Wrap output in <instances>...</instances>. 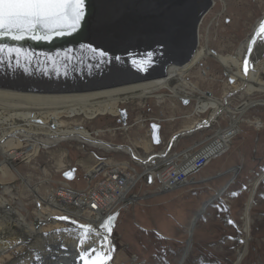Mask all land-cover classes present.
<instances>
[{
  "label": "rangeland",
  "instance_id": "1",
  "mask_svg": "<svg viewBox=\"0 0 264 264\" xmlns=\"http://www.w3.org/2000/svg\"><path fill=\"white\" fill-rule=\"evenodd\" d=\"M210 1L211 6L200 17L194 39L195 47L190 58L184 62L185 64L178 63L176 66L182 68L186 64L189 65L187 71L179 78L183 85L189 87L188 90L194 89L202 94L222 98L225 92L239 86L241 79L233 76V82H229L231 76L226 73L214 55L231 54L235 51L239 42L250 33L255 20L264 13V0H225V5L221 0ZM115 3L116 1L113 0L111 5ZM155 3L150 5L147 15L154 20L157 29L167 30L171 21L174 20L177 26L182 17L186 18L180 9L183 0L171 2L159 0ZM118 4H123V1ZM190 16L188 15V18ZM125 20L128 25L136 24L134 21L132 22L135 20L133 16H125ZM125 20L123 21L125 22ZM176 26L171 28L175 34ZM205 45L209 47L211 53L202 56L197 63L191 65L193 54ZM179 46L181 49V45ZM14 61L17 60L14 59ZM36 61L39 64L37 69L39 68L38 70L42 72L38 75L45 81L38 79L39 76H36L37 79L25 78L23 74L11 73L9 68L12 70L13 64L8 65L7 60L0 61V89L1 87L6 89L5 86L11 84L28 88L34 85L40 87L41 83L43 92L47 93L84 92L81 90L85 85V68L78 55H71L66 61L58 58L33 59L32 63ZM263 63L264 59L254 66L253 76L264 66ZM80 69H82L81 74L78 73ZM260 76L264 78V72ZM261 80V83H264V79ZM136 81L138 80H129L127 84ZM50 85L55 88H51ZM108 85L106 87L116 86V84ZM67 88H72L74 91ZM141 92L149 94V96L146 99H129L119 104L118 109L121 108L126 112L127 124L133 123L130 128L121 123L119 111L116 116L110 113L91 114L77 110L73 116L62 115L60 121L63 127L77 126L86 129L95 138H98L96 134L103 131L100 130L102 128L120 127L122 129L118 128L100 134L99 139L130 145L144 157L147 156L144 154L158 151L160 147L148 145L150 139L147 132L150 122L137 123L141 121L139 119L159 116L162 113L168 119L163 124L166 126L168 121H171L170 118L174 117L173 112H183L186 116L190 113H192L191 115L201 114V117H206L211 112L209 108L205 112H199L195 108L197 101L193 98H190L191 102L187 106H182L181 102L177 100L179 97L172 95L171 90L163 85L148 87ZM159 96L161 98L158 99ZM229 100L231 108L237 107L242 102L250 103L242 114H233V118L238 120L237 125L240 123L241 130L232 141L230 151L194 175L195 180H202V183H197V185L207 188V199L228 183L223 193L208 203L203 213L204 216L201 215L195 219L192 231L189 230L192 221L189 213L192 208L184 194H174L177 195L175 199L157 204L160 196L147 192L148 195L144 194V197L140 198L136 204L119 208L114 216V225L107 233L108 244L104 248L103 264H179L185 249L186 256L182 264H264V177L256 187L252 205L248 211V231H246L244 215L253 182L264 172V87L259 86L254 91L242 89ZM220 116V119H217V124L225 126L228 121L231 122L227 111H224ZM43 118L41 113L36 112L31 118L23 121L44 126ZM197 118L192 117L191 124ZM51 127L53 129V126ZM208 131L209 129L203 130L204 133H208ZM131 141L134 144H126ZM136 142L140 143L139 146L136 145ZM25 144L27 143L24 142L23 145ZM142 145L147 148L145 149ZM36 153L19 155L13 163L25 181L11 168L5 170V179L3 173L1 174L0 208L2 209L6 202L24 217L23 224L26 228H37L42 238L49 240V243H46L45 240L41 244L44 248L46 243L48 253L46 255L37 254L28 246L19 250L22 246L19 245L5 253V256L1 255L0 264H12V262L16 264V261H23L25 264L28 260L32 263L36 258L38 264H77L75 258L78 255L73 253L74 247L71 246L73 243L70 245L68 242L69 245L59 246L60 249H49V247L53 245V242L60 244L61 238L71 234L80 243L85 244V250L84 246L80 247L83 254L85 253L84 256H89L88 250L91 251L92 248L98 247L89 241L91 238L96 239V235L92 233L89 240L83 239V226L86 224L83 219H73L68 215L58 214L59 210L48 209L40 198H47L52 188L55 189L58 186L66 188L65 183L78 192L85 191L79 190L89 185L85 180L84 173L87 171L93 175L106 168L105 163L97 164L102 159L127 161L134 168L128 169L127 167L126 169L134 174L141 173L143 168L132 163L130 157L124 153H109L97 146L74 140H64L47 148H40ZM125 164L127 165V163ZM65 166L72 169L64 170ZM233 167H238L236 175L230 171ZM66 172H72L73 176L65 177ZM96 182H100V180L97 178L93 184ZM150 188L152 187L141 184L135 187L132 193L141 196L142 193L138 192L140 189L146 193ZM64 191L67 192L65 189ZM146 196L152 197L145 198ZM50 210L52 213L48 212ZM46 212L54 215V218L57 217L61 222H51L48 225L43 224L36 227L35 221L38 219V215ZM167 212L172 215L168 217L165 215ZM40 218L45 217L41 216ZM0 220L1 223L2 217ZM158 227L168 231L161 232ZM18 235H20L19 232ZM189 239H191L190 246L188 245ZM66 247H69L70 252L68 249L65 250ZM17 249L20 252L23 251V254L19 253ZM65 251L70 254L72 252V254H67Z\"/></svg>",
  "mask_w": 264,
  "mask_h": 264
},
{
  "label": "bare ground",
  "instance_id": "2",
  "mask_svg": "<svg viewBox=\"0 0 264 264\" xmlns=\"http://www.w3.org/2000/svg\"><path fill=\"white\" fill-rule=\"evenodd\" d=\"M112 1L113 0H98L99 2L98 14L100 15V17L103 18L105 17L109 20L110 18L109 14L112 12V9H110ZM115 1L116 3L114 5L122 2L121 0H115ZM221 1L224 2L223 4L225 5V0H221ZM210 6H211L210 0H183L182 8L180 7V9L183 11L186 18L184 19L182 17L180 19L181 22L179 21L180 24L178 23L177 26L174 20L171 21V24L169 25L167 30L169 32L174 33V30H172L171 28H174L176 26L175 37L177 39L180 38L179 36L182 33L187 32L189 29V25L191 24V19H190L191 16L188 18L190 12L193 11V15L196 12V9L197 10L205 9L204 10L205 12L209 9ZM263 18H264V13L258 19L255 20V22L252 25L250 33H248L247 36L244 37L239 42L233 53L224 54V55L221 54L214 55V57L222 65L226 73L229 76H231V80L233 76H236L241 79V84L236 87L237 91H235V93L242 91V89H246L247 91H254L257 90L259 86L264 87V83H261L262 81L261 79L264 78L260 76V74H263L264 72V66H262L256 72L255 76H253L252 73L254 66L260 63L262 59H264V32H262L260 35L257 34V30L261 28V25H263V23L260 24ZM133 21L134 20H132V22ZM254 35H258V36L256 37V39L253 40ZM179 45H181L182 47L181 49H183L184 52L185 51L184 45L182 46L181 43ZM210 53L211 51L209 47L205 45L198 52L193 54L194 58L191 61V65L197 63V61L202 56H207ZM176 63H179V61H177ZM33 66L36 68L39 67L37 61L33 62ZM244 66L247 68V71H245ZM187 67H189V65L187 64L184 65L182 68H177L176 64H171L167 69V74L163 77L152 78L150 80L148 79L144 81L138 80L134 83L123 84L122 86L119 85L112 87L105 86L84 92L47 93V92H43V88H42L43 86L41 83H40V87H35L34 85L31 88L25 86L19 87L11 83H10L11 85L5 86L6 89L4 88L2 89L1 87L0 89V155H1L0 176L3 173V177L5 179L6 178L5 170H7V168L8 170H10L9 168H11L14 169L18 173V176L25 181L23 176L15 169V165L13 164L15 163V159H17L19 155L37 154L36 152H39L40 148H47L51 145H54L64 140H74L84 144L97 146L104 150H111V149L120 150L124 153L130 154V156L133 155L132 157L134 159L133 158L132 159L134 161L139 162L144 168H146L147 170L149 169L150 171V169L154 167L153 166L155 164L154 162H156V159H154V157H148V156L142 157L135 150V148H133L130 145H124V144L110 145L108 141L95 138L89 133L88 130L83 129L81 127H77V126L63 127L60 121L62 115L73 116L77 112V110H82L84 112H88L91 114L110 113L112 115L113 114L116 115L119 111L118 108L121 102L127 101L129 99H146L149 96V94L142 93L141 91H143V89L148 87H157L159 85H163L165 87H168L173 93L172 95L174 96H177L179 98L195 99L197 101L195 108H197L199 112L202 113L207 111L208 108L211 109V112L207 117V118H211L209 119V123H210L209 125L216 122L218 117L222 115L224 111H227L229 113L231 120L230 122L231 127H229L227 131L229 132L239 131V124L237 125L238 120L237 118L235 119L233 118V114L235 113L242 114L243 111H245L247 107H249L250 103L242 102V104L238 105L237 107L231 108L228 102L229 97L224 99V95L230 90L225 92L222 95V98H215L209 94L208 95L204 93L202 94L194 89L188 90L189 87L187 88V86L183 85L182 82H180L179 80V78L187 71L186 70ZM81 71L82 69H80L78 73L81 74ZM50 87L55 88L54 86L51 85ZM67 89L70 91H74L72 88L71 89L67 88ZM157 98L159 99L161 98V96ZM36 112L41 113L44 116L43 118L44 126H38L34 123L23 121V120H28L27 118H31V116ZM197 123L198 122L195 121L190 127L185 128L183 130L194 129ZM51 126H53V129ZM223 130L224 129H221V131ZM218 135L219 132H214L212 136H218ZM24 142H26L27 144L23 145ZM217 154H219V152H211V158ZM174 163L175 162L172 163L169 160H162V162L158 163L155 166H161L162 164L168 166ZM193 164H194L193 162L189 164L186 170H190ZM230 171L232 173L234 172V175H236L238 173V167L237 168L233 167L230 169ZM145 173L141 172L138 174H134L128 171L124 167L119 169L118 172L115 173L116 182L115 181L114 182L116 184L113 183L112 191L109 194H106L102 198H100L99 204L95 208L90 207L89 203L87 202L88 197L86 191L78 192L77 190H74L72 188H68L67 189L68 192L66 193L64 191L65 188L64 189L52 188L50 194L48 193L49 195L47 196V198H40V200L43 203V205H46L48 207V209L51 210L53 209L52 211L59 210L60 213L58 214L68 215L70 218L73 219H78V218L83 219V221L86 223L83 226L84 227L83 239L84 238L88 239L92 235V233L96 235V239L95 238L94 239L91 238V240L88 239L91 243H94L96 244V246H98L96 248H92L91 251L90 249L88 250L90 252V256H92L94 254V251H96L102 258L104 255V250H105L104 248H106V245L108 244L107 241L108 232L102 230L99 227V223L96 220L98 217H103L107 212L112 211V209L116 207L115 205L118 206L119 204L124 203L128 199H130L132 202H137L139 201L140 198L144 197V194L161 195L162 192H166V190L168 191V189L171 190L178 185L179 180H174L173 182H169L168 179H161V183L157 181L155 187L150 188L148 191H146V193L144 192V190L140 189V191L138 192L142 193L141 196L137 194H133L132 191L134 190V188L137 187L138 185L143 184ZM263 177H264V172L260 174L259 177H257L253 182L249 194L248 202L245 205L246 207H245L244 215H245L246 231H248V226H249L248 211L252 205L253 196L256 187L260 183ZM26 183L28 184V182ZM227 184L223 187L222 190L220 189L221 192L217 194L216 198L223 193V191L226 189ZM70 189L76 194L72 196ZM151 197L152 196H146L145 198H151ZM51 210L48 212L52 213ZM48 212L38 215V219L35 221L36 227H39L43 224L48 225L51 222H61L59 221V219H57L56 216H55L56 218H54V215ZM204 212H205V208L201 209L198 216L201 215L204 216L203 214ZM41 216L42 217L44 216L46 219L40 218ZM0 217H2V222L0 223V256L4 255L8 251L10 252V250L15 249V247L19 245H22L20 246L19 250L28 246L37 254L46 255V253H48L47 251L48 247H46V243H49V240L42 238V236L40 235V231L37 228L35 229H32L33 227L26 228L23 224L24 217L21 216L19 212L15 210L13 207L6 204V202L3 208L2 209L0 208ZM66 224L72 225L70 223H66ZM18 232L20 233V235L17 236ZM45 240L46 243L44 245V248L45 247L46 248L44 249L41 244ZM68 242L70 243V245L71 243H73V245H71L74 247L73 253L75 252L78 256L82 255L83 252L81 247L84 246L83 247L84 249L85 244L80 243V241H78V239H75L73 236H71V234H68L64 238H61L60 244L53 242L52 243L53 245L49 247V249H57L59 248V246L69 245ZM188 245L189 246L191 245V239H189ZM68 248L69 247H66L65 250H67ZM22 252L19 251V253ZM65 252L67 254H70L69 253L70 250L69 252L67 251ZM97 253L95 254L97 255ZM99 255H97L96 257H98ZM184 258L185 257L183 256L179 264H182ZM0 261H2V259H0ZM15 263L24 264L23 261L21 262L16 261ZM28 263L38 264V259L36 258L32 263L30 260L25 262V264Z\"/></svg>",
  "mask_w": 264,
  "mask_h": 264
},
{
  "label": "water",
  "instance_id": "3",
  "mask_svg": "<svg viewBox=\"0 0 264 264\" xmlns=\"http://www.w3.org/2000/svg\"><path fill=\"white\" fill-rule=\"evenodd\" d=\"M121 1L123 4L111 5L112 12L109 14L108 20L98 14V0H85L84 16L79 24L74 28H65L58 34L48 32L47 39H33L30 36H25L24 39L14 40L8 36L0 37V44L20 49L19 53L11 54L12 58H9L5 53L3 60H7L8 65L13 64V69L9 68V71L14 74H23L25 78L37 79L36 76H39L38 79L45 81L38 75L41 71L33 66V59L58 58L66 60L71 55H78L85 68V85L81 91H86L105 87L108 84L122 86L129 80L144 81L163 77L167 74V69L171 64H178L177 61L180 65L185 64L184 62L190 58L194 50V39L200 17L204 14L205 9H196L194 15L193 11L190 12V29L179 36L181 39H177L175 33L157 29L154 20L147 15L150 5L156 4L155 1L159 0ZM171 1L174 0H164V2ZM125 16H133L136 24L128 25ZM262 23L261 28L257 30L258 35L264 32V18L260 24ZM258 35H254L253 40ZM180 43L182 46L184 45V52L178 47ZM101 51L105 55L101 56ZM17 57L19 62L14 61V59L17 60ZM244 68L246 67L244 66ZM42 69L44 68L42 67ZM229 81L232 82L230 78ZM235 91L237 90L227 92L224 99L234 94ZM180 99L184 104L189 101L188 98ZM120 113V121L125 124L126 112L121 109ZM207 123H209L208 119H202L195 128ZM150 127L152 142L159 144L161 142L160 125L151 123ZM192 130L173 134L165 148V153L174 140ZM109 144L113 145L110 142ZM154 155L160 157L164 154ZM66 173L65 177L73 176L72 172ZM147 179L150 181V176ZM193 226L194 220L190 230L193 229Z\"/></svg>",
  "mask_w": 264,
  "mask_h": 264
},
{
  "label": "snow or ice",
  "instance_id": "4",
  "mask_svg": "<svg viewBox=\"0 0 264 264\" xmlns=\"http://www.w3.org/2000/svg\"><path fill=\"white\" fill-rule=\"evenodd\" d=\"M84 8L85 0H0V37L47 39L48 32L58 34L65 28L77 26L83 19ZM19 52L18 48L0 44V61L5 53L12 58V53ZM100 55L105 54L101 51ZM85 264L89 261L85 260ZM91 264H103V259L98 256Z\"/></svg>",
  "mask_w": 264,
  "mask_h": 264
},
{
  "label": "crops",
  "instance_id": "5",
  "mask_svg": "<svg viewBox=\"0 0 264 264\" xmlns=\"http://www.w3.org/2000/svg\"><path fill=\"white\" fill-rule=\"evenodd\" d=\"M172 114L174 115V117L170 118L171 121H168L169 123L165 126L163 133H162V137L165 142L171 134H173L176 131L183 130L185 128L190 127L195 121L199 119L198 117L191 124L192 121H190V119L195 116H189V115L186 116L183 112H173ZM159 116H165V115L161 113L159 114ZM207 128L209 129L208 133H204L203 130H208ZM207 128H202L191 135H186L180 138L174 147V151L181 152L196 144L203 142L213 132L212 127H207ZM213 134L214 133H212L211 135ZM139 144H140L139 142H136L137 146H139ZM142 146L145 149L147 148V146L145 145H142ZM194 181L195 183L190 181V183L182 184L181 186L177 187L174 191L170 193L163 194L162 196L159 195L160 197L158 198V200L156 199L157 204H162L163 202H168L170 200H173L177 197L178 194H184L186 195L185 199L189 200V203L191 204V208H192V211L189 213V216L190 218L193 217L195 215V212L199 208V204L201 205L204 201L207 200V190H206L207 188L197 185V183L198 184L202 183L200 182V180L194 179ZM174 194H177V195H174ZM165 215L170 217L172 214L167 212ZM159 229L162 232L168 231L167 229H164V228H163L164 230L162 228H159Z\"/></svg>",
  "mask_w": 264,
  "mask_h": 264
},
{
  "label": "built area",
  "instance_id": "6",
  "mask_svg": "<svg viewBox=\"0 0 264 264\" xmlns=\"http://www.w3.org/2000/svg\"><path fill=\"white\" fill-rule=\"evenodd\" d=\"M226 139L227 134H224L222 135V138L220 140L210 142L208 145H206L197 153H195L191 158H189L183 163H180L175 168H167L166 170L162 171L158 174L157 181L161 183V179H168L169 182L179 180L178 184L185 181L192 172L197 171L198 169L202 168L204 165L207 164V162L211 159V152H219L220 154L225 149ZM192 162L194 163L192 168L190 170H186V168ZM121 168L122 167L117 168V166L115 165H110L106 166V168L101 169V171L95 173L96 176L102 173L103 177L101 178L99 183H97L93 188L89 189L86 192L88 197L87 202L89 203L90 207L95 208L99 204L100 198H102L106 194H109L112 191L113 183L116 182L115 173L118 172V170ZM115 206L116 207L113 208L112 211L116 210L119 206H121V204Z\"/></svg>",
  "mask_w": 264,
  "mask_h": 264
}]
</instances>
